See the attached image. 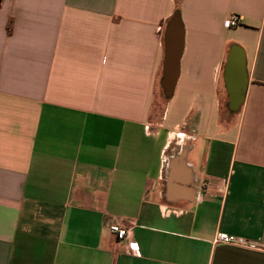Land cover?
<instances>
[{
  "label": "crops",
  "instance_id": "crops-1",
  "mask_svg": "<svg viewBox=\"0 0 264 264\" xmlns=\"http://www.w3.org/2000/svg\"><path fill=\"white\" fill-rule=\"evenodd\" d=\"M0 264H264V0H0Z\"/></svg>",
  "mask_w": 264,
  "mask_h": 264
},
{
  "label": "water",
  "instance_id": "water-1",
  "mask_svg": "<svg viewBox=\"0 0 264 264\" xmlns=\"http://www.w3.org/2000/svg\"><path fill=\"white\" fill-rule=\"evenodd\" d=\"M179 16L175 13L167 24V30L165 33V57L163 62V79L161 82L162 87L165 90L166 97L171 95L173 83L175 81V70L177 68L180 56L181 47L179 39L175 30L179 26Z\"/></svg>",
  "mask_w": 264,
  "mask_h": 264
},
{
  "label": "built area",
  "instance_id": "built-area-1",
  "mask_svg": "<svg viewBox=\"0 0 264 264\" xmlns=\"http://www.w3.org/2000/svg\"><path fill=\"white\" fill-rule=\"evenodd\" d=\"M238 23H239V20L237 16L235 15H231L225 20V26L227 28L235 27L238 25ZM201 188L205 190L206 185L203 184ZM108 231L116 238L117 241H127L128 249L131 253L136 252V249H135L136 246L133 242L128 241L129 232L123 225H121L120 223H111L108 226ZM214 241L223 243V244L233 245V246H245L246 245V243L241 239H237L227 234H221V233L216 235Z\"/></svg>",
  "mask_w": 264,
  "mask_h": 264
}]
</instances>
